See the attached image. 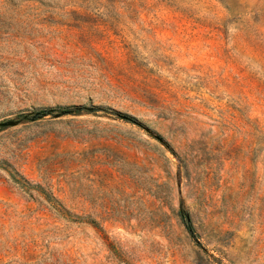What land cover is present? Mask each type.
<instances>
[{
  "label": "rangeland",
  "instance_id": "rangeland-1",
  "mask_svg": "<svg viewBox=\"0 0 264 264\" xmlns=\"http://www.w3.org/2000/svg\"><path fill=\"white\" fill-rule=\"evenodd\" d=\"M0 264H264V0H0Z\"/></svg>",
  "mask_w": 264,
  "mask_h": 264
}]
</instances>
